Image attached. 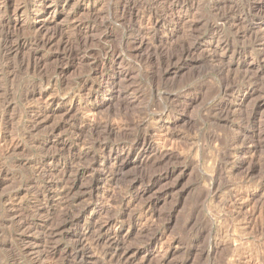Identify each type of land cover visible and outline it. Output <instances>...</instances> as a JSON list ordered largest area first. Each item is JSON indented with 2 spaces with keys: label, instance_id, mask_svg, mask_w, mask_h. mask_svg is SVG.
<instances>
[{
  "label": "rangeland",
  "instance_id": "rangeland-1",
  "mask_svg": "<svg viewBox=\"0 0 264 264\" xmlns=\"http://www.w3.org/2000/svg\"><path fill=\"white\" fill-rule=\"evenodd\" d=\"M0 120V264H264V0H0Z\"/></svg>",
  "mask_w": 264,
  "mask_h": 264
},
{
  "label": "bare ground",
  "instance_id": "bare-ground-1",
  "mask_svg": "<svg viewBox=\"0 0 264 264\" xmlns=\"http://www.w3.org/2000/svg\"><path fill=\"white\" fill-rule=\"evenodd\" d=\"M35 1V0H34ZM36 6V5H35ZM37 7V6H36ZM23 9V8H22ZM21 11V8H17L16 9V13H19ZM17 17V20H18V17L19 16H16ZM16 20V21H17ZM19 20H20V18H19ZM23 25V24H22ZM29 25V24H28ZM13 32V31H12ZM15 32V31H14ZM45 35V34H44ZM41 36L40 38L41 39H38L37 37V39H38V41H39V44H40V42L41 43H43V44H49V43H51V42H53L54 41V35H51V36ZM50 35V34H49ZM60 36H62L63 37V35H60ZM64 36H66V35H64ZM8 37V36H7ZM67 37V36H66ZM59 39V38H58ZM56 40V39H55ZM61 40V39H60ZM69 40V39H68ZM28 42V41H27ZM36 42V41H35ZM68 42V41H67ZM67 42H65V43H67ZM26 43V42H25ZM38 43V42H37ZM64 43V42H63ZM42 44V45H43ZM25 45V44H24ZM24 45L22 44V43H19L18 45H11V46H9V47H7V49H6V54H9V55H19V53L20 52H23V51H21L22 50V47H24ZM6 48V47H5ZM104 53V52H103ZM33 55V53H30L29 54V58H33L32 57V55ZM16 56H15V58H16ZM24 56V55H23ZM8 57V56H7ZM18 57V56H17ZM6 59V58H5ZM17 59V58H16ZM28 59V58H27ZM36 60V59H35ZM26 63H28V62H26ZM11 65V64H10ZM37 66V65H36ZM34 95V94H33ZM35 98H37V97H35ZM41 99V98H40ZM40 99H38V100H40ZM41 107V106H40ZM39 117H40V113H36V114H34V116H33V121L34 122H37L38 120H39ZM1 121V120H0ZM37 124V123H36ZM2 130H0V132H1ZM5 132V131H4ZM1 137H2V135H1ZM0 137V138H1ZM92 167V166H91ZM101 169H103V167L101 168ZM104 170V169H103ZM59 185V184H58ZM51 187V186H50ZM99 188V187H98ZM68 191V190H67ZM90 191H91V189H90ZM96 191H98V190H96V189H92V191H91V194L93 195V194H95L96 193ZM45 194V193H44ZM46 195V194H45ZM91 198H93V197H91ZM111 243V242H110ZM114 245H116V246H118V244H114Z\"/></svg>",
  "mask_w": 264,
  "mask_h": 264
}]
</instances>
